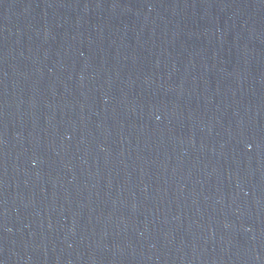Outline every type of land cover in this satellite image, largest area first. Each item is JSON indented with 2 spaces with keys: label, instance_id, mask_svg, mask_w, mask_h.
Here are the masks:
<instances>
[{
  "label": "water",
  "instance_id": "1",
  "mask_svg": "<svg viewBox=\"0 0 264 264\" xmlns=\"http://www.w3.org/2000/svg\"><path fill=\"white\" fill-rule=\"evenodd\" d=\"M0 264H264V0H0Z\"/></svg>",
  "mask_w": 264,
  "mask_h": 264
}]
</instances>
